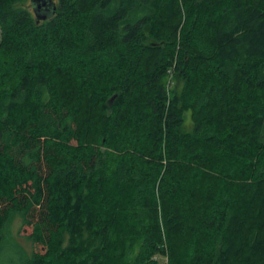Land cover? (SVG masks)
<instances>
[{"label":"trees","instance_id":"1","mask_svg":"<svg viewBox=\"0 0 264 264\" xmlns=\"http://www.w3.org/2000/svg\"><path fill=\"white\" fill-rule=\"evenodd\" d=\"M54 2L0 0L2 264H264V0Z\"/></svg>","mask_w":264,"mask_h":264},{"label":"rangeland","instance_id":"2","mask_svg":"<svg viewBox=\"0 0 264 264\" xmlns=\"http://www.w3.org/2000/svg\"><path fill=\"white\" fill-rule=\"evenodd\" d=\"M27 4L30 7L29 0H27ZM184 119H185V129H190L191 126V115L190 112L184 113ZM8 230L11 233V235L15 238V240L21 245V247L24 249L26 253H30L32 250H38L40 247L39 245H33L31 242V239L27 238V234L30 232L29 227L22 226V218L20 216H14V218L11 220L10 224L8 225ZM10 252L4 253L0 255V264L2 262H5L8 260L10 256Z\"/></svg>","mask_w":264,"mask_h":264},{"label":"water","instance_id":"3","mask_svg":"<svg viewBox=\"0 0 264 264\" xmlns=\"http://www.w3.org/2000/svg\"><path fill=\"white\" fill-rule=\"evenodd\" d=\"M36 23L49 19L55 12L54 0H29Z\"/></svg>","mask_w":264,"mask_h":264}]
</instances>
